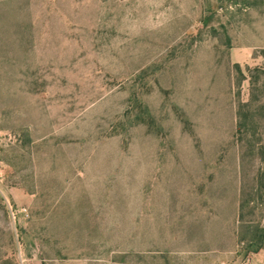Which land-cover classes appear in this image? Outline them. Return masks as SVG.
Masks as SVG:
<instances>
[{
    "label": "rangeland",
    "instance_id": "rangeland-1",
    "mask_svg": "<svg viewBox=\"0 0 264 264\" xmlns=\"http://www.w3.org/2000/svg\"><path fill=\"white\" fill-rule=\"evenodd\" d=\"M0 264H264V0H0Z\"/></svg>",
    "mask_w": 264,
    "mask_h": 264
},
{
    "label": "built area",
    "instance_id": "built-area-1",
    "mask_svg": "<svg viewBox=\"0 0 264 264\" xmlns=\"http://www.w3.org/2000/svg\"><path fill=\"white\" fill-rule=\"evenodd\" d=\"M9 210H10L11 215L14 217L15 216V212L13 211L12 207L9 206Z\"/></svg>",
    "mask_w": 264,
    "mask_h": 264
}]
</instances>
